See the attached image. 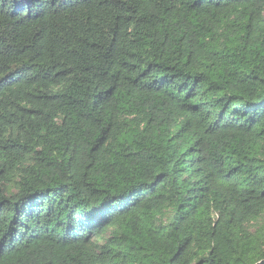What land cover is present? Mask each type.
I'll use <instances>...</instances> for the list:
<instances>
[{"label": "trees", "instance_id": "obj_1", "mask_svg": "<svg viewBox=\"0 0 264 264\" xmlns=\"http://www.w3.org/2000/svg\"><path fill=\"white\" fill-rule=\"evenodd\" d=\"M264 259V0H0V264Z\"/></svg>", "mask_w": 264, "mask_h": 264}, {"label": "water", "instance_id": "obj_2", "mask_svg": "<svg viewBox=\"0 0 264 264\" xmlns=\"http://www.w3.org/2000/svg\"><path fill=\"white\" fill-rule=\"evenodd\" d=\"M255 264H264V259L259 261V262H257V263H255Z\"/></svg>", "mask_w": 264, "mask_h": 264}]
</instances>
